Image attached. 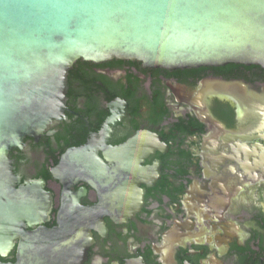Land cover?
Returning a JSON list of instances; mask_svg holds the SVG:
<instances>
[{
  "label": "flooded vegetation",
  "instance_id": "1",
  "mask_svg": "<svg viewBox=\"0 0 264 264\" xmlns=\"http://www.w3.org/2000/svg\"><path fill=\"white\" fill-rule=\"evenodd\" d=\"M214 68L79 60L64 115L10 152L20 185L51 194L46 227L67 218L92 234L82 264H264L263 122L200 99L211 79L264 94V77Z\"/></svg>",
  "mask_w": 264,
  "mask_h": 264
},
{
  "label": "water",
  "instance_id": "2",
  "mask_svg": "<svg viewBox=\"0 0 264 264\" xmlns=\"http://www.w3.org/2000/svg\"><path fill=\"white\" fill-rule=\"evenodd\" d=\"M113 59L168 70H264V0H0V257L16 249L15 263L0 264L86 259L90 231L67 218L46 227L52 197L45 182L20 185L9 156L64 115L77 61ZM212 96L233 103L240 118L262 121L264 133V94L252 85L207 80L200 99ZM99 163L91 156L86 170L95 174Z\"/></svg>",
  "mask_w": 264,
  "mask_h": 264
},
{
  "label": "trees",
  "instance_id": "3",
  "mask_svg": "<svg viewBox=\"0 0 264 264\" xmlns=\"http://www.w3.org/2000/svg\"><path fill=\"white\" fill-rule=\"evenodd\" d=\"M216 70H219L225 74H227L229 77L238 76L240 74H245L251 72H255V77H264V70L259 66H243V65H235V64H229L224 67L214 68ZM10 256L14 258L15 256V249L11 252ZM1 261H6L7 259L0 257Z\"/></svg>",
  "mask_w": 264,
  "mask_h": 264
}]
</instances>
